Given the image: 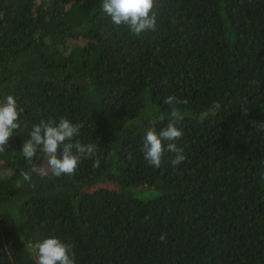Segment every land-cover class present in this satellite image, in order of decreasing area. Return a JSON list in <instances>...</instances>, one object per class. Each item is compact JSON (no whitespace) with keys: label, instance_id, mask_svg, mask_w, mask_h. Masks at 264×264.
I'll list each match as a JSON object with an SVG mask.
<instances>
[{"label":"trees","instance_id":"obj_1","mask_svg":"<svg viewBox=\"0 0 264 264\" xmlns=\"http://www.w3.org/2000/svg\"><path fill=\"white\" fill-rule=\"evenodd\" d=\"M102 3L0 0V102L24 110L0 153V264H36L50 237L75 264H264V0H157L140 37ZM168 96L186 101V158L155 168L143 142L171 121ZM62 117L98 168L33 171L47 157L24 142Z\"/></svg>","mask_w":264,"mask_h":264},{"label":"clouds","instance_id":"obj_2","mask_svg":"<svg viewBox=\"0 0 264 264\" xmlns=\"http://www.w3.org/2000/svg\"><path fill=\"white\" fill-rule=\"evenodd\" d=\"M156 6L157 0H103L102 10L111 18L114 25L125 26L135 37H140L143 33L156 30L157 13L154 10ZM164 103L171 108V121L159 132L150 128L143 142L144 158L155 168L161 166L166 152L174 154L169 159L173 167H178L186 158L183 149L175 143L183 136V131L177 126L183 116L175 105L186 101L168 96ZM23 111L12 95H8L4 102H0V153L6 151L9 139L15 131H19L21 125L18 121ZM253 126L257 131H264V121L254 122ZM79 132L78 124H73L63 117L58 123L41 121L33 126L30 139L24 142L21 152L31 162L37 151H42L47 157L46 167L43 169L34 167L33 171L45 175L51 173L54 177L74 175L82 158L96 157L93 160V167L98 168L100 159L97 157V146L73 142ZM159 240L166 242V235L161 234ZM37 248L36 264H75L72 245L56 237L42 240Z\"/></svg>","mask_w":264,"mask_h":264}]
</instances>
